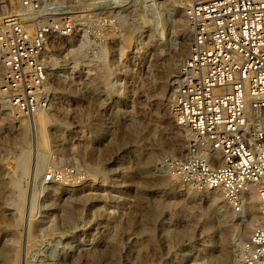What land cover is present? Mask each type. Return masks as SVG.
Segmentation results:
<instances>
[{
	"label": "rangeland",
	"instance_id": "rangeland-1",
	"mask_svg": "<svg viewBox=\"0 0 264 264\" xmlns=\"http://www.w3.org/2000/svg\"><path fill=\"white\" fill-rule=\"evenodd\" d=\"M52 1L43 3L48 7ZM96 1L97 13L144 1L157 5L153 13L123 23L107 13L81 23L74 13L43 16L68 17L74 30L53 31L45 49V127L32 131L30 118L11 114L0 93V250H5L0 264H214L210 256L220 254L219 243L206 230L208 221L218 225V212L208 213L213 191L188 180L201 162L188 155L187 134L173 118L178 73L162 80L169 62L180 70L189 56L187 7L180 9L173 1L179 9L170 13L161 5L164 0ZM119 2L122 6L111 7ZM21 3L0 0V13H29ZM179 15L190 30L184 56L175 34ZM24 17L31 15L16 19ZM100 73L104 78L96 80L99 88L91 92L88 83ZM2 75L0 66V89ZM4 117L13 129L1 125ZM132 126L136 133L129 137ZM121 135L125 139L116 141ZM176 140L183 148L175 155L158 152ZM150 154L155 161L145 171L142 165ZM165 184L175 191L172 196ZM50 187L62 195L49 199ZM221 202L230 213L242 214L225 234L228 262L235 264L257 226L245 240L243 201L238 210L224 198ZM70 203L75 221L66 227L61 210ZM168 203L153 216L157 205ZM77 227L82 231L76 233ZM107 243L116 249L115 257L103 246ZM207 245L213 251L202 253ZM89 250L105 255L78 261Z\"/></svg>",
	"mask_w": 264,
	"mask_h": 264
},
{
	"label": "built area",
	"instance_id": "built-area-1",
	"mask_svg": "<svg viewBox=\"0 0 264 264\" xmlns=\"http://www.w3.org/2000/svg\"><path fill=\"white\" fill-rule=\"evenodd\" d=\"M20 1L31 19L0 26V93L11 114L33 118L48 101L50 33H70L74 22L43 20V1L51 0ZM187 18L190 53L178 72L172 114L187 134L188 155L201 162L188 180L220 189L237 210L244 193L257 194L260 221L235 264H264V0H188Z\"/></svg>",
	"mask_w": 264,
	"mask_h": 264
},
{
	"label": "bare ground",
	"instance_id": "bare-ground-1",
	"mask_svg": "<svg viewBox=\"0 0 264 264\" xmlns=\"http://www.w3.org/2000/svg\"><path fill=\"white\" fill-rule=\"evenodd\" d=\"M115 1V0H113ZM144 1V0H143ZM158 1V0H157ZM173 1H177L178 2V7L180 9L187 7V3L188 0H164V2L161 3L162 6L167 5V7H169L170 9V13L173 12H177V10L179 8H177L175 6V4L173 3ZM123 2V0L121 1ZM116 3V2H115ZM67 4H72V5H67ZM76 4H79L76 6ZM103 4V2L101 3ZM110 3H108L107 5H109ZM67 5V6H65ZM100 4H98V2L96 0H54L52 1L49 5H48V10H46V15H51V16H57V15H69V14H76L74 15V17L77 18L78 21L81 22H89V20L91 19H95L96 17L101 16L102 14L107 13V17H109L110 19L115 18L117 22L123 23L126 22L128 20H130L131 18H137L139 16H146L148 13H153L155 11V6L157 4L148 2V1H144L139 5L136 6H131L125 9H119L118 7L122 6L119 2V4L117 5H112L111 7L114 8H118L116 11H109V13L107 11L104 12H98L97 10ZM111 7H106V8H111ZM76 9H80L79 11ZM177 9V10H176ZM186 9V8H185ZM179 14L183 13V10L178 11ZM30 13H25V14H11L10 15L8 13L5 12H1L0 13V26L2 25H8L11 23H20V21L23 20H29L31 19V17H24L22 19H16L17 17L21 16V15H29ZM179 17L181 18L182 16L179 15ZM185 21V20H184ZM183 21V18H181L175 27V34L177 36V38L179 40H182V46L180 48L179 54L181 56H184L186 54V50H185V42L188 40L189 35H190V30L187 27V24H185ZM54 39V38H53ZM50 40V42L53 41ZM50 44V43H49ZM78 47H82V44H79ZM49 68L47 67V70ZM49 71V70H48ZM178 73L179 72V68L178 70L175 68L174 63L169 62L165 71L163 72V79H168L171 77L172 74L174 73ZM177 77V76H176ZM175 77L174 81H177V78ZM104 78V75L102 73H100L99 75L97 74L95 76L94 79H92L89 83H88V89L92 92V91H96L99 86L98 84H96V80L100 79L102 80ZM162 89L165 91V89L167 90V88H164V81L162 83H160ZM1 107H3L6 111L7 108H5V103H1ZM167 107V104L165 106V108ZM45 113H41L33 118H30L29 123H30V129H32V131L34 130L37 131L38 129H42L43 127L46 126L47 124V118L45 116ZM2 126L6 125L7 129H13L11 126V123L9 122V119L4 117L2 119ZM27 129V128H26ZM136 130L135 127L132 126L131 129L128 130V132L126 133L127 136H133L135 135ZM126 135H121V137H118L116 141L122 142L123 139H125ZM53 142H58L57 138L54 137ZM181 148H183V143L181 142V140H176L174 141L173 145L171 146V148H168L167 151H164L163 149H159L158 152L162 153V152H170L171 154L175 155L179 150H181ZM155 161V154L152 155L150 154L147 159L143 162V170L147 171L148 167H150ZM165 188L168 187L167 184L164 185ZM169 192V195L172 196L175 191L169 187L166 189ZM213 194L211 195V199H210V205L208 207V213H213V211H217L218 215H219V219H218V225L217 227H215L212 222L208 221V226L206 228L207 232L209 233V235H211V237L214 236V234L216 235L217 239H218V243H219V251L220 254L218 256H214L211 255L210 256V261L214 264H230L228 262V257L226 255V250H227V246H228V242H227V238L225 236L228 227L230 226V223L233 222V220L237 219V218H241L242 214H233L230 213L226 208L225 205L222 204L221 202V198H223L221 196V190L220 189H212ZM63 193L62 190H58L54 189V188H49L47 194H48V198H54V197H59L61 196ZM189 199L193 198L194 196H192V194H190ZM258 196L255 192H247L243 194V203L245 205V216L248 218V224L247 227L243 233V237L245 240L248 239L249 237V233L251 232L252 228H254L255 226H257V224L260 221V202L258 203ZM81 201V200H79ZM72 203L69 204V206L65 207L64 209H62V215H61V222L63 226L69 227L71 225L74 224L75 221V216H74V212L72 209V206H70ZM67 205V203H65L63 205V207ZM167 206H170V204L168 203L167 205H157L154 208V211L152 212L153 216L159 214L160 212H162L163 210H165L167 208ZM204 215L206 216V213H204ZM207 218V216H206ZM208 220V218H207ZM33 231V230H32ZM81 229H78V227L76 228V233L77 232H81ZM184 235V234H183ZM215 237V236H214ZM106 243V242H105ZM108 244V243H107ZM105 246H109V251H110V256H116V249L114 248L113 245H103ZM86 248H88L89 246H85ZM213 251V247L211 245H207L204 247V249L202 250V253H206V252H212ZM5 254V250H0V260L3 259ZM105 255V253H101L100 251H86L85 254H83V256L79 257L80 261L82 258L87 260L89 258H101ZM78 259V258H77ZM77 264V263H76Z\"/></svg>",
	"mask_w": 264,
	"mask_h": 264
}]
</instances>
